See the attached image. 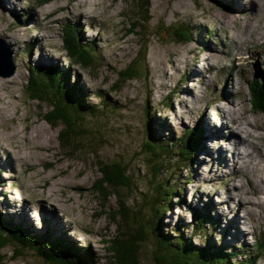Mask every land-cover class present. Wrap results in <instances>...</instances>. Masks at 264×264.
<instances>
[{
    "label": "rangeland",
    "instance_id": "374dc122",
    "mask_svg": "<svg viewBox=\"0 0 264 264\" xmlns=\"http://www.w3.org/2000/svg\"><path fill=\"white\" fill-rule=\"evenodd\" d=\"M46 1L0 0V38L17 67L13 77L0 76V219L33 234L89 245L93 264H114L106 241L128 227L121 217L113 219L120 208L116 192L105 185L106 196L97 190L99 167L115 161L130 167L137 192L131 197L123 192L122 200L129 197L134 218L133 206L142 207L138 197L152 188L149 156L141 150L149 108L159 125L156 132L166 140L176 141L196 127L205 138L208 124L219 132L223 123L232 127L219 138L207 136L214 140L200 145L191 170L172 173L181 194L163 217L165 233L183 232L200 246L227 245L250 253L251 264H264V253L257 251L258 243L264 244V130L231 120L242 114L254 123L264 121L248 95V82L264 74V0H148L147 15L137 0H51L43 5ZM71 26L81 42H95L96 67L69 61L63 37ZM181 27L192 33L191 42L175 40ZM28 47H33L30 53ZM5 56H10L6 50ZM131 65L139 74L134 79L123 74ZM39 66L68 73L86 97L77 101L85 108L101 107L85 115L83 127L89 133L78 139L85 140L82 144L63 147V126H51L44 117L48 105L26 94L29 68ZM18 130L20 138H13ZM227 137L235 148L220 158L216 147H228L222 141ZM249 139L259 145L253 156L247 155ZM168 167L163 166L161 178ZM51 191L62 207L46 197ZM230 206L236 211L229 215ZM194 210L213 220L199 234L193 230L200 223ZM149 215L145 211L144 217ZM148 244L142 246L141 264H153ZM22 251L26 258L11 261L12 249L5 248L4 264H42L31 249Z\"/></svg>",
    "mask_w": 264,
    "mask_h": 264
},
{
    "label": "trees",
    "instance_id": "16d2710c",
    "mask_svg": "<svg viewBox=\"0 0 264 264\" xmlns=\"http://www.w3.org/2000/svg\"><path fill=\"white\" fill-rule=\"evenodd\" d=\"M50 1L47 0L43 5ZM137 2L140 11L142 10L146 15L150 13L151 4L148 0H137ZM174 34L178 42L188 43L193 40L192 33L186 27L178 28ZM80 39L75 27L66 29L63 48L67 57L74 64L84 68L96 67L99 57L95 55V42L84 43ZM123 74L129 79L139 75L134 65L127 68ZM27 93L31 100H38L48 105L49 111L44 115L45 120L53 127L59 124L63 126L59 141L63 147L69 149L74 146L73 143L82 144L85 140L78 139L89 133L83 127L85 115L88 112L95 115L101 109L99 106L85 108L77 101L80 97V101H86L80 86L70 83L69 74L58 69L47 67L31 69ZM248 95L251 108L257 113L264 114V74L262 78L253 77L248 82ZM98 96L103 97L102 94ZM148 109L145 111L146 139L141 150L149 156V167L153 171L150 180L152 188L149 192H142V197H138L139 207L141 204L142 207L137 209L133 206L134 218H130L129 197L124 202L122 200L123 192H130L128 194L130 197L133 192H137L135 178L130 174V167L121 161L99 167L102 178L97 190L106 196L107 191L102 186L105 185L116 192L120 208L117 214H113V219L117 221V217H121L122 223L124 222L128 227V232H120L113 240L106 241L110 259L114 260V264H141L142 246L150 242L154 254L153 264H251L254 258L250 253L241 254L227 245L218 247L213 243L200 246L185 238L183 232L176 235L165 233L163 217L173 209L175 200L180 201L179 194H181L180 188L174 184L177 181L176 178H172L171 175L177 168V174H182L185 167L192 169V162L196 160L200 145L204 146L205 138L196 127L187 130L176 141L166 140L156 132L155 125L158 124L150 116ZM168 163L170 171L165 173L166 177L163 179L161 178L163 166H167ZM168 172H171L169 177H167ZM148 193L149 197H146ZM145 211L150 213L148 218L144 217ZM192 213L200 222L197 227H193L195 234H199L207 224L212 225L211 217L195 210ZM8 246L12 249L11 260L26 258L22 250L31 249L36 257L43 260L42 264H93L94 256L91 255L89 245L79 247L49 234L31 235L27 230L0 219V264H4L7 259L4 250ZM257 246V251L264 253V244L258 243ZM242 257H248V259L242 260Z\"/></svg>",
    "mask_w": 264,
    "mask_h": 264
},
{
    "label": "bare ground",
    "instance_id": "6f19581e",
    "mask_svg": "<svg viewBox=\"0 0 264 264\" xmlns=\"http://www.w3.org/2000/svg\"><path fill=\"white\" fill-rule=\"evenodd\" d=\"M246 7V6H245ZM238 10V9H237ZM248 10V9H247ZM253 9H252V7H251V9H250V11H252ZM238 11H240V10H238ZM241 11H242V9H241ZM249 11V10H248ZM4 53H5V51H4ZM5 57H7V56H5ZM231 120H232V125H234L235 123L238 125L239 123H240V121L241 120H243L249 127H255L256 129H259V130H264V121L263 120H259L258 122L256 121L255 123L253 122V121H251L250 119H248L247 118V116H244V115H240V116H238V117H234V118H231ZM250 120V121H249ZM214 127H215V125H213ZM213 126L212 127H210L209 126V124H208V127H205V129H204V131H205V133H204V135L205 136H208V137H210L211 135H212V138H219V137H221L222 135H225V129H227V128H232L231 126L229 127V126H226V124H222V128H220L221 130H222V132H223V130H224V134H222L221 135V133L222 132H219V131H216V130H213L212 128H213ZM217 126V125H216ZM255 129V130H256ZM253 131V130H252ZM20 133H22L21 132V130H18L17 131V133L13 136V138H20L19 136H20ZM217 133V134H216ZM253 133V132H252ZM249 134V133H248ZM260 134V133H259ZM250 135V134H249ZM212 138H208V139H212ZM261 138V137H260ZM30 139V141H32L31 140V138H29ZM212 140H214V139H212ZM206 141V143H207V139L205 140ZM222 141L223 142H225L226 144H227V146L229 145V143L231 142V139L229 138V137H227V138H225V139H222ZM218 142H219V139H218ZM257 142V143H256ZM213 144H214V142H213ZM248 147L251 149V151L250 152H248L247 153V155L248 156H253V153H254V151H256V150H258V141L257 140H254V139H249V141H248ZM221 144H218V146L216 147L217 148V150L219 151V153H220V158L222 157V156H225V154H226V152L227 151H230V152H232V149L233 148H235V145H231V146H228V147H226V148H223V147H221L220 146ZM243 153H244V151H242ZM233 154H236V153H234L233 152ZM237 155V154H236ZM261 165H262V168H261V170L263 171V177H262V179H263V181H264V152L261 154ZM54 189V188H53ZM54 191H51L48 195H46V197H48L55 205H57V206H60V207H62L63 206V202H62V200H59L57 197H55V195H54V193H53ZM43 198V197H42ZM251 202V201H250ZM210 206H213V207H215L216 208V206H215V203L214 202H212V203H210ZM26 207H28V208H30V205L29 204H26ZM230 208L232 209V210H230V211H228V213H229V215L230 214H234V211H236V208H235V206H230ZM253 212V210L252 209H248V213L249 214H251ZM219 219L221 220L222 219V217L220 216L219 217ZM238 219H239V215H238Z\"/></svg>",
    "mask_w": 264,
    "mask_h": 264
},
{
    "label": "water",
    "instance_id": "95a60500",
    "mask_svg": "<svg viewBox=\"0 0 264 264\" xmlns=\"http://www.w3.org/2000/svg\"><path fill=\"white\" fill-rule=\"evenodd\" d=\"M5 50L9 52L10 56L5 57V53H4ZM11 57H12L11 51L8 49L6 45V41L3 38H0V76L3 78H11L16 74L17 67L15 66ZM16 260H11V261H16Z\"/></svg>",
    "mask_w": 264,
    "mask_h": 264
}]
</instances>
